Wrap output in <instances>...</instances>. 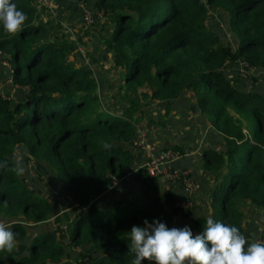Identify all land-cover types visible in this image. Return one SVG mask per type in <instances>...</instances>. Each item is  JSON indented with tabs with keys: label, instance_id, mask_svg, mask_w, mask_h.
Wrapping results in <instances>:
<instances>
[{
	"label": "trees",
	"instance_id": "trees-1",
	"mask_svg": "<svg viewBox=\"0 0 264 264\" xmlns=\"http://www.w3.org/2000/svg\"><path fill=\"white\" fill-rule=\"evenodd\" d=\"M11 2L27 19L15 35H6L0 24V57L8 64L10 85L24 97L14 101L0 95V163L7 161L0 167V220L11 223L16 241H25L22 221L44 222L54 213L52 204L33 194L13 171L17 147L51 171L68 201L83 209L68 225L65 242L50 230L34 234L27 238V253L14 264L59 259L67 264H132L129 231L143 226L145 219L168 225L178 217L190 221L197 235L212 217L245 235L255 228L249 225L245 231L244 216L257 221L253 215L258 213L263 227L258 241L264 242V89L236 88L224 69L242 60L257 71L247 83H264V0H93L94 9L112 25L100 43L121 71V83L111 94L119 113L101 108L96 91L102 85L88 66L70 63L69 56L78 55L72 40H64L63 34L58 42L48 38L32 0ZM207 6L222 13L234 47L207 24ZM184 94L191 96L198 120L208 123L223 147L199 152L201 175L214 179L203 184L195 178L205 199L194 198L185 211L174 208L175 195L162 191L159 179L141 165L133 174L136 200L105 208L91 204L93 192L104 188L107 177L121 178L131 162L142 106L161 102L166 116ZM170 148L183 152L180 144ZM7 254L0 252V264H7Z\"/></svg>",
	"mask_w": 264,
	"mask_h": 264
},
{
	"label": "crops",
	"instance_id": "crops-1",
	"mask_svg": "<svg viewBox=\"0 0 264 264\" xmlns=\"http://www.w3.org/2000/svg\"><path fill=\"white\" fill-rule=\"evenodd\" d=\"M52 2V7L53 10L55 11V15H52L50 13H40V18L39 21L42 24H45L48 28V38L54 39L55 41L58 42L57 38H62V34L64 35V40H68L73 42V46L77 52V47L75 45V39L73 38V35L71 32H69V34L67 35V33H65V30L67 29V23L65 22V20L69 21L73 26L77 27V30L81 32L83 35L87 36L88 39H90L91 43L93 45H91L92 51H94V48L97 47V43L101 45L100 40L95 42L92 41L95 38V34H88L86 33V28L84 27H88V25L90 24H85V23H81L82 18H81V11L87 10L91 13H94L96 9H94L93 6V0H51ZM79 2L82 3V6H79ZM101 18H105L103 15L101 16H95L94 20L95 22L93 23V25L97 24ZM61 20H63V22H61ZM83 22V21H82ZM70 23H68V25H70ZM107 23V33L105 36L103 37H107L111 31H112V25L109 23L108 19L106 21ZM103 25L102 23L100 24V26ZM52 27L53 34L50 31V28ZM60 31L58 33V28H60ZM91 27V26H90ZM89 29V28H88ZM52 34V35H51ZM105 49V52L108 54V56L105 55H101V57H108V59L110 60V64H111V55L108 52V50L102 46ZM97 53V52H95ZM77 54V53H76ZM85 54L90 58V53H86ZM98 54V53H97ZM70 58V63L73 65H77L79 63H81L83 60L81 59L80 56H76L75 58H72V56H69ZM84 64H86L83 61ZM234 63H238V60ZM233 63H227L224 67V69L226 71H228L231 76L229 74L228 75V79L231 82H234V84L238 87L242 86V85H246L249 87V85L251 86L250 88L255 87L256 85L253 86L254 84H247L244 83L241 79H239L237 77V75L234 73V70H232L230 68V65ZM88 66V68L91 70V68L89 67L88 64H86ZM254 72L252 74V76L254 74L257 73L256 69H253ZM119 72H121L119 70ZM92 76L94 75L92 70H91ZM8 75V74H7ZM10 79V78H9ZM97 80V79H96ZM244 83V84H243ZM103 84H102V88H103ZM3 88H5L4 90L1 89L0 90V95L4 97V95H6L7 97L8 94L10 95V99L14 100L13 97H19L17 100L14 101H19L24 97V94L21 91H18L16 87L12 88L10 87H5L2 86ZM5 91V92H4ZM11 92V93H10ZM13 95V97H12ZM185 97L187 96V98L190 99V95L185 94ZM181 97H179L177 99V101H175V106L168 111L167 115L164 116V105L161 102H152L149 104L148 106H144V107H148L149 108V119L146 121L147 125H152L151 127L146 128V132L149 135V143L152 144V146L158 148H170L175 144H180L183 146V152L181 154V157L179 158V160H177L175 162V166H179V167H185L190 169L193 168L192 163L194 164L196 163H200L199 161V153H198V159L196 158V156L192 157L194 153L193 150H195L194 148L199 149V152L202 149H207V148H211L214 149L218 152L222 151L223 147H222V143L220 140V137L218 135H216L215 133H213L212 131L208 130L209 129V125L206 122H203L202 120H198V111L196 112L194 109V115L192 117H187V120L185 121L184 119H179L177 120H173L172 117V113H173V109L177 107L178 103L184 104L186 106L187 103L186 102H181L180 99ZM183 108V106H182ZM184 112H188L189 109L187 110L186 108H183ZM143 111V109H142ZM139 117V114L137 115ZM141 121L140 117H139V121L136 124V131H142L141 129L144 130V128H142L139 125V122ZM199 121H201V123H199ZM199 129H197V128ZM141 128V129H140ZM143 132V131H142ZM145 133V132H144ZM146 134V133H145ZM181 135V136H180ZM169 136V137H167ZM176 136V137H175ZM147 137V136H146ZM174 137V139L172 138ZM148 139V138H147ZM155 142V143H153ZM172 145V146H171ZM144 152L142 149H139L137 147H135L133 145V142L131 141V145H130V155H131V162L126 166L125 168V173L124 175L119 178V179H114L112 177H107L106 179V185L104 186V188L100 191V192H93L92 194V198L90 200V203L93 205H96L100 208H105V207H109V206H119L121 204H124L130 200H136L138 197V188H137V184L133 179V174L134 171L136 169V167H139L142 165V161L144 158ZM190 157V161L192 163L188 162V158ZM42 166V165H41ZM195 167V166H194ZM199 164L196 165L195 168H198ZM199 179L202 181L203 184H205V181L208 180L210 178V174L204 176L201 174H196ZM212 175V174H211ZM21 178V177H20ZM22 180V179H21ZM23 182V181H22ZM24 183V182H23ZM25 184V183H24ZM27 186V185H26ZM30 190V189H29ZM162 191H167V192H171L173 195H175L176 199L181 198L184 193L182 192V190L180 189L179 186H171V185H166L165 187H161ZM31 191V190H30ZM58 192H60L61 197H63L65 199V201L67 203H69L70 208H74L75 209V214L74 216L69 219L65 225H64V229H65V235H64V239L62 240H58L56 237V230H59V224H53L52 228H51V233L55 236V238L57 239V241H59L60 243L65 242L67 239V236L69 234L68 232V225L72 224L76 218H78L79 216H81V214L83 213V209L81 208H77L75 205H72L67 197L65 195H62V192L60 190H58ZM33 194H35L33 192ZM130 195V196H129ZM197 198V201L200 200H204V194L202 193L201 189H198L197 191H195L194 195H193V199ZM47 201L52 204L53 209H54V213L55 214L57 212V208L58 205H56L54 202H50L48 199ZM204 203V201H203ZM55 216V215H53ZM48 220V219H47ZM46 220V221H47ZM44 221V222H46ZM54 221H57V219H55ZM254 221H256V219L250 218L249 222L245 223V219H243V226L245 228L246 231V227L251 225L252 229L254 228ZM0 222L4 223L6 226H10L11 223L7 222L5 219L4 220H0ZM44 222H39L40 223H44ZM175 223V228H183L184 226H189L191 229V222H185L183 220H178V217H175V220H173V222H170L168 225H166L169 229L171 227V224ZM36 224L38 223H31V222H25L22 221V225H28L29 227L31 226H36ZM261 225V224H260ZM26 227V226H24ZM27 229V227H26ZM48 230V229H47ZM45 230H39L37 233L42 232V231H47ZM263 227L261 225V230H253V231H246L245 232V236L249 238V240H251L250 242H259L258 241V232L262 231ZM35 233V234H37ZM193 236L195 235L194 232ZM252 234V235H249ZM28 235V233H27ZM32 235H29L28 237H30ZM19 242L18 244L20 246H22L23 244V248L21 247L19 250H12L11 252H8L7 256H6V262L7 264H14L15 263V259L16 257L20 256V255H25L27 253V246H28V242L27 241H16ZM25 242H27L25 244ZM247 246V245H246ZM147 260H145L146 263ZM38 264H67L65 259H59L57 261L54 262H49V261H43L40 262Z\"/></svg>",
	"mask_w": 264,
	"mask_h": 264
},
{
	"label": "clouds",
	"instance_id": "clouds-1",
	"mask_svg": "<svg viewBox=\"0 0 264 264\" xmlns=\"http://www.w3.org/2000/svg\"><path fill=\"white\" fill-rule=\"evenodd\" d=\"M26 19V13L11 0H0V24L6 35L18 33ZM103 147L107 149L111 145ZM6 165L7 161L0 163V167ZM13 171L18 175L24 172L18 159ZM129 232L132 264H142L145 260L155 264H264V242H249L236 226L212 217L207 218L202 231L195 236L187 225L169 229L159 220L149 223L146 219L143 226L134 225ZM15 246L10 226L0 222V252H11Z\"/></svg>",
	"mask_w": 264,
	"mask_h": 264
},
{
	"label": "rangeland",
	"instance_id": "rangeland-1",
	"mask_svg": "<svg viewBox=\"0 0 264 264\" xmlns=\"http://www.w3.org/2000/svg\"><path fill=\"white\" fill-rule=\"evenodd\" d=\"M207 10V24L209 25V27H216L215 29H217L218 31H220V33L222 34L223 38L225 39L224 42H229L232 44V47H234V43L232 42V39L230 37V33L228 31H226V29L224 28V25L222 23L223 21V17H222V13H219L217 10H215L214 8L211 7H206ZM107 19L105 18H101L100 21L93 25L90 24L88 25V27H84L86 28V33L88 34H95V38L92 41H99L101 40V38L103 36L106 35L107 33V23H106ZM61 22H63V20H61ZM65 22L67 23L66 25L68 26L67 29L65 30V33H67V35L69 34V32H71L73 35V38L75 39V45L77 47V54L81 57V59L89 65V67L91 68L92 72H93V78L97 79L99 84H103V88H99L96 91V94L99 97V101L101 103V108H106L109 107V110L115 112V113H119L120 110L117 108V106L119 105L116 101H114V99H111V94L114 93L115 89L118 87V85L121 83L120 79H119V71L118 68H114L112 66V64H110V60L108 59V57H101V55H107L108 54L105 52V49L100 46L99 43H97V47L94 48V51H92L91 45H93L90 41V39H88L87 36L83 35L80 31L77 30V27L73 26L69 21L65 20ZM68 23H70V25H68ZM81 23L83 24V22L81 21ZM103 24L100 26V24ZM84 25V24H83ZM91 26V27H90ZM89 28V29H88ZM61 27L58 28V33L60 31ZM51 33L53 34V29L52 27L50 28ZM51 34V35H52ZM86 53H90V57L92 59H90L86 54ZM97 52V53H95ZM238 63H233L230 65V68L232 70H234V73L237 75V77L239 79H241L244 83H247V78H242L241 76H239L238 74ZM7 70H8V65H6V63L3 61L2 56L0 57V90L1 89H5L2 86L5 87H10V79L7 75ZM230 76L231 74L228 73ZM250 76V75H249ZM248 76V77H249ZM255 76H257V74H255ZM230 83L237 88V86L234 84V82ZM243 83V84H244ZM247 84H253V83H247ZM13 85V84H12ZM257 85L258 89H264V83H257L254 84L253 86ZM12 87V86H11ZM15 86H13L12 88H14ZM244 87V85L238 87L241 88ZM248 87V86H247ZM249 87H251L249 85ZM6 90V89H5ZM5 92V91H4ZM11 93V92H10ZM122 93V91H120L118 93V95H120ZM185 95V94H184ZM189 95V94H187ZM8 96L10 97V95L8 94ZM13 97V95H12ZM19 97H13L14 100H17ZM181 102H186L188 106L178 103L177 107L173 109V113H172V117L173 120H179V119H184L185 121L187 120V117H192L194 115V110L196 111L197 108L194 106L192 99L187 98V96H183L180 98ZM122 104H125L124 100H119ZM148 106V105H146ZM186 108L187 110L189 109L188 112H184L183 108ZM149 107V106H148ZM148 107H143L141 109H143V111H140V119L141 121L139 122V125L144 128L141 129L143 131V133L145 134V136H147L146 138L147 141L149 142V135L146 132V128L151 127L152 125H147L148 123L146 122L149 119V108ZM139 109V107H138ZM194 109V110H193ZM170 111V110H169ZM197 112V111H196ZM147 123V124H146ZM199 123H201V121H199ZM197 128V127H195ZM199 129V128H197ZM181 136V135H180ZM169 137V136H167ZM176 137V136H175ZM174 139V137H172ZM155 143V142H153ZM149 145H152L151 143H149ZM172 146V145H171ZM154 147V146H153ZM156 149V147H154ZM195 150H193L194 153L192 157L196 156V158L198 159V153H199V149L194 148ZM144 155V154H143ZM199 157H200V153H199ZM12 158L14 163H16V160L18 159L21 163V165L24 167V172L22 175H19V177H21L22 181L25 183V185H27V187L34 192L35 194H39L40 196L44 197L45 199H48L51 203L54 202L56 205H58L57 208V212L55 214H52L49 216L48 220L44 223H38L36 224V226H31L29 227L28 225H24L27 227V238L29 235H34L35 233H37L39 230H51L53 224H59V230H56V237L57 239L60 241L62 239H64V235H65V229H64V225L65 223L71 219L74 214H75V209L74 208H70L69 203H67L65 201V199L63 197H61L60 192H58L59 188L58 185L53 177V174L51 171H48L47 169H45L43 166H41L40 164L34 163L32 161H30V159L20 150L19 147L15 148V150L13 151L12 154ZM144 159V158H143ZM190 157L188 158V162L192 163L190 160ZM174 164V163H173ZM200 165V163H192L193 168H190V174L189 176L191 178H196L197 175L196 174H201L200 173V167L195 168L196 165ZM195 166V167H194ZM176 167V166H175ZM179 173L184 172V169H188L185 167H176ZM210 182L214 181L213 179V175L210 174V178L208 179ZM207 180V181H208ZM170 185V184H168ZM171 186H178L176 184H172ZM63 195V193H62ZM130 196V195H129ZM202 206V205H201ZM246 211L245 209L243 210V212ZM55 215V216H53ZM253 216L257 217V221L254 222V228L257 230H261V222H260V217L259 214L256 213ZM250 218H252L250 215H245L244 219H245V223L249 222ZM55 219H57V221H54ZM184 227V225H183ZM171 228H175V223L171 224ZM252 235V234H249ZM26 238L25 241H28ZM252 240V239H251ZM249 240V242L251 241ZM19 242H16V246L14 248V250H19L21 247L23 248V244L22 246H20L18 244ZM27 242H25L26 244ZM144 262V261H143Z\"/></svg>",
	"mask_w": 264,
	"mask_h": 264
},
{
	"label": "built area",
	"instance_id": "built-area-1",
	"mask_svg": "<svg viewBox=\"0 0 264 264\" xmlns=\"http://www.w3.org/2000/svg\"><path fill=\"white\" fill-rule=\"evenodd\" d=\"M32 1L37 11H43L52 15L56 14L53 10L51 0ZM79 6H82L81 2H79ZM101 15L102 12L97 10L94 13L84 9L81 11L82 21L87 25L93 23L95 16ZM6 65L8 64L6 63ZM238 65V74L242 78H247L253 74L254 68L248 67L242 60H238ZM132 142L135 147L142 149L144 152L142 167H144L148 175L156 176L159 179L161 187H165L168 184H176L180 187L184 195L174 201L173 207L183 211L187 210L191 206L195 191L198 189V182L189 176V169H184L185 171L182 173L178 172L175 167V162L179 160L181 155L171 148L156 150L152 145H149L142 131H136L135 139Z\"/></svg>",
	"mask_w": 264,
	"mask_h": 264
},
{
	"label": "flooded vegetation",
	"instance_id": "flooded-vegetation-1",
	"mask_svg": "<svg viewBox=\"0 0 264 264\" xmlns=\"http://www.w3.org/2000/svg\"><path fill=\"white\" fill-rule=\"evenodd\" d=\"M135 129H136V127H135Z\"/></svg>",
	"mask_w": 264,
	"mask_h": 264
}]
</instances>
